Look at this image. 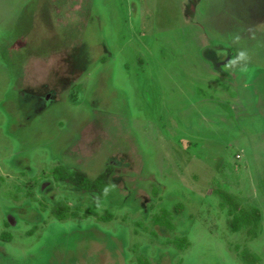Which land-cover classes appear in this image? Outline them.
Returning a JSON list of instances; mask_svg holds the SVG:
<instances>
[{"label": "rangeland", "instance_id": "rangeland-1", "mask_svg": "<svg viewBox=\"0 0 264 264\" xmlns=\"http://www.w3.org/2000/svg\"><path fill=\"white\" fill-rule=\"evenodd\" d=\"M217 44L248 71L220 78ZM12 87L57 113L30 175ZM261 91L264 0H0V264H264ZM78 161L101 191L113 168L105 207L63 183Z\"/></svg>", "mask_w": 264, "mask_h": 264}, {"label": "flooded vegetation", "instance_id": "flooded-vegetation-1", "mask_svg": "<svg viewBox=\"0 0 264 264\" xmlns=\"http://www.w3.org/2000/svg\"><path fill=\"white\" fill-rule=\"evenodd\" d=\"M206 51L207 53H209L208 60L211 65V69L219 77H224L229 80H234V75L228 71H225L224 69L225 64L234 57L232 50L228 46H225L224 44H217L214 46H210L209 48H206ZM10 92L11 94L16 93L17 97L16 99L13 98L14 103L7 104L8 109L11 111L13 115V118L9 116L8 121L10 122V127L11 126L13 127V134H14L12 137L14 139L13 142H15V145L18 146L19 150H23L22 153L17 152L15 154L16 158L14 157L12 163L15 167L18 166L17 162H19L18 164H20L19 165L20 167L22 164H25L24 166L25 171L27 172V174L30 175L31 173L32 174L35 173V170L31 166V163H32L31 160L36 154H38L42 150L41 141L44 140L43 138L46 135L45 128L47 126V123H46L47 121L45 118V114L47 113V115H49L50 113H54L57 116V113L50 111L49 105L47 102V93H45V96L43 97L44 103H42V105L44 104V106L41 107L38 105H34L36 102L30 96H28L27 93L16 91L13 87L11 88ZM261 92L264 93V91H261ZM28 130H30L29 133H27ZM22 132H25L26 134H23ZM15 133H19V134H15ZM20 135H21V138H19ZM56 135L59 136V134H57V131H56ZM53 152L54 151L51 150V153ZM43 161L46 162V160H43ZM75 164L77 165L74 166L72 163H68L67 165L65 164H60V165L64 166L66 170H69V166H73L75 167L76 171H79L80 173L84 174L82 176L88 177L90 181L96 180V179L95 180L91 179L88 175H86V172L84 173L82 172L81 166L83 164H81L79 161L75 162ZM35 169L37 170V168ZM110 169L113 170V168H110ZM110 172L108 173V170L106 168L103 174L97 177V179L100 178L104 180L105 185L102 189L103 191H101L100 188H96V187H94L95 189H93L89 186L90 189L86 190V189L80 188L76 184L68 183L65 181L63 183H66L70 186H74L76 188L77 193L83 194L84 198H81L80 201H84L83 199H89L88 203L89 202L91 203L92 201L93 202L96 201L97 202L96 206L100 207L105 204L106 198L109 197L110 191L113 190V188L111 189L110 187L112 185V174ZM37 173H41V172L37 171ZM52 184L53 183L51 182L44 181L40 185V192L44 194L45 192L48 193V191H51V190L54 192L55 188L52 187ZM105 188H109L111 190L108 191L107 194H105V191H104ZM85 201L87 202V200ZM70 207L71 206L69 204L64 205V207H62V204H57L55 208L59 209L58 212H62L64 208H70ZM88 211L91 212L90 209ZM18 214L19 215L22 214L21 210H18ZM53 215L56 217L58 222H61V220L57 217L56 214H53ZM31 217L35 219L41 218L40 214H36ZM3 258H5L7 261H10V256L8 255H3Z\"/></svg>", "mask_w": 264, "mask_h": 264}, {"label": "trees", "instance_id": "trees-1", "mask_svg": "<svg viewBox=\"0 0 264 264\" xmlns=\"http://www.w3.org/2000/svg\"><path fill=\"white\" fill-rule=\"evenodd\" d=\"M66 180H67L68 183L70 182L72 184H76L80 188H83V189H86V190L87 189H90V187H91L90 184L85 183V180H84V178H83L82 175L80 176V178L77 181L78 184L76 183V181L74 182L73 178H69V179H66ZM62 213L63 212L56 211V215H57V217L60 220H63L66 217V216L65 217L64 216L61 217L62 216ZM251 216H255L256 218H258L259 217V214H258L257 211L253 212V215H251L250 213H247V212H242L241 213V216L240 217H236L233 220V222L231 223V225L233 227V230L235 232L236 231H239V230H241V228L243 227V225H247V226H251L252 225V226H254L256 228L258 226V224H259V220L258 219L257 220L256 219L253 220L251 218ZM111 219H112V217L111 218L110 217L104 218V220H106V221H110ZM255 238H253V239H255ZM248 259H250V258H248V255L244 257V261L246 262V264H258L256 260H252V259L251 260H248Z\"/></svg>", "mask_w": 264, "mask_h": 264}, {"label": "clouds", "instance_id": "clouds-1", "mask_svg": "<svg viewBox=\"0 0 264 264\" xmlns=\"http://www.w3.org/2000/svg\"><path fill=\"white\" fill-rule=\"evenodd\" d=\"M235 41H239L240 37L237 35L234 37ZM250 62V57L246 50H238L237 54L229 60L225 66V71H232L238 69L240 72H247L248 71V64ZM111 188H114L115 185H111ZM105 194L109 191V188H105Z\"/></svg>", "mask_w": 264, "mask_h": 264}, {"label": "crops", "instance_id": "crops-1", "mask_svg": "<svg viewBox=\"0 0 264 264\" xmlns=\"http://www.w3.org/2000/svg\"><path fill=\"white\" fill-rule=\"evenodd\" d=\"M220 78H224V77H220ZM225 79H227V78H225ZM229 80V79H228ZM234 80H235V78H234ZM244 84V83H243ZM244 86V85H243ZM261 94H264V93H262V92H260ZM262 101L264 102V99L262 98Z\"/></svg>", "mask_w": 264, "mask_h": 264}]
</instances>
